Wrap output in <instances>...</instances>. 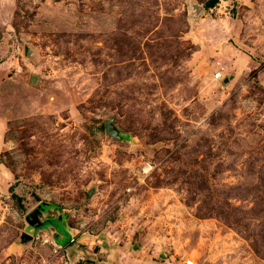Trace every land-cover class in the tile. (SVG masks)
Here are the masks:
<instances>
[{
  "label": "rangeland",
  "instance_id": "1",
  "mask_svg": "<svg viewBox=\"0 0 264 264\" xmlns=\"http://www.w3.org/2000/svg\"><path fill=\"white\" fill-rule=\"evenodd\" d=\"M206 1L0 0V264H264V0Z\"/></svg>",
  "mask_w": 264,
  "mask_h": 264
},
{
  "label": "water",
  "instance_id": "2",
  "mask_svg": "<svg viewBox=\"0 0 264 264\" xmlns=\"http://www.w3.org/2000/svg\"><path fill=\"white\" fill-rule=\"evenodd\" d=\"M107 131H108V133H110L113 136L120 137L119 136V130L115 127V125L110 120L107 122ZM32 213H33V215H36L37 218H39L38 215L41 216L43 214V207H42V205H39L38 207H36L33 210ZM27 220L35 228H41L44 225V221H39V220L37 221L36 217H31V215H29L27 217ZM24 236H26V235H24Z\"/></svg>",
  "mask_w": 264,
  "mask_h": 264
},
{
  "label": "built area",
  "instance_id": "3",
  "mask_svg": "<svg viewBox=\"0 0 264 264\" xmlns=\"http://www.w3.org/2000/svg\"><path fill=\"white\" fill-rule=\"evenodd\" d=\"M215 78L216 79H221L222 78V73L221 72L217 73L215 75ZM152 169H153V166L151 164H145L141 168V171L139 172V175L142 176L143 178H145L147 175L150 174V172L152 171ZM189 264H193V262L192 261H189Z\"/></svg>",
  "mask_w": 264,
  "mask_h": 264
},
{
  "label": "crops",
  "instance_id": "4",
  "mask_svg": "<svg viewBox=\"0 0 264 264\" xmlns=\"http://www.w3.org/2000/svg\"><path fill=\"white\" fill-rule=\"evenodd\" d=\"M55 210V208H51V210ZM44 214V213H43ZM57 218H60V219H62L63 220V225L64 226H66V229H68V232H69V234H70V237L72 236V238L70 239L71 241H76V235L71 231V229L67 226V224H66V222H65V217L64 216H58V215H56V217H54V218H52L53 220L54 219H57ZM56 231V230H55ZM56 240L58 241L59 240V238L62 236V234L61 233H58L57 231H56Z\"/></svg>",
  "mask_w": 264,
  "mask_h": 264
},
{
  "label": "trees",
  "instance_id": "5",
  "mask_svg": "<svg viewBox=\"0 0 264 264\" xmlns=\"http://www.w3.org/2000/svg\"><path fill=\"white\" fill-rule=\"evenodd\" d=\"M218 2H219V0H207V1L205 2V7H206L207 9L213 8V7L216 6V4H217ZM52 207H53V206H52ZM71 238H72V236L69 238L68 242H66V244L63 245V246L69 245V243L72 242V241L70 240ZM75 238H76V237H75ZM59 240H60V239H59ZM59 244L62 245V243H60V242H59Z\"/></svg>",
  "mask_w": 264,
  "mask_h": 264
},
{
  "label": "flooded vegetation",
  "instance_id": "6",
  "mask_svg": "<svg viewBox=\"0 0 264 264\" xmlns=\"http://www.w3.org/2000/svg\"><path fill=\"white\" fill-rule=\"evenodd\" d=\"M51 208H52V206H51ZM51 208H50V210H51ZM47 212H49V211H47ZM47 212H43V213L46 214ZM49 220H53V219L52 218H47L46 222H48Z\"/></svg>",
  "mask_w": 264,
  "mask_h": 264
},
{
  "label": "bare ground",
  "instance_id": "7",
  "mask_svg": "<svg viewBox=\"0 0 264 264\" xmlns=\"http://www.w3.org/2000/svg\"><path fill=\"white\" fill-rule=\"evenodd\" d=\"M147 167V166H146Z\"/></svg>",
  "mask_w": 264,
  "mask_h": 264
}]
</instances>
